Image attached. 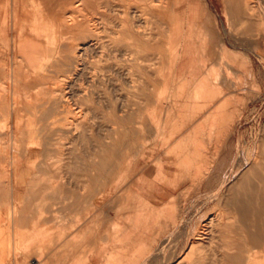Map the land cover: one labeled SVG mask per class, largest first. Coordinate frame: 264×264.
Listing matches in <instances>:
<instances>
[{
    "label": "rangeland",
    "instance_id": "rangeland-1",
    "mask_svg": "<svg viewBox=\"0 0 264 264\" xmlns=\"http://www.w3.org/2000/svg\"><path fill=\"white\" fill-rule=\"evenodd\" d=\"M100 1L0 0V264H264V0Z\"/></svg>",
    "mask_w": 264,
    "mask_h": 264
},
{
    "label": "bare ground",
    "instance_id": "bare-ground-1",
    "mask_svg": "<svg viewBox=\"0 0 264 264\" xmlns=\"http://www.w3.org/2000/svg\"><path fill=\"white\" fill-rule=\"evenodd\" d=\"M80 1V0H79ZM112 1V0H111ZM118 1V0H117ZM120 1V0H119ZM135 1V0H134ZM161 1V0H160ZM246 1V0H245ZM252 1V0H251ZM259 1V0H258ZM262 1V0H261ZM100 2H102V0L100 1ZM106 2V1H105ZM121 2V1H120ZM119 2V3H120ZM226 2H227V0H226ZM226 2H224L225 4H226ZM30 3V2H29ZM34 3V2H33ZM81 3V2H80ZM108 3V2H107ZM132 3H133V1H132ZM131 3V4H132ZM148 3V2H147ZM153 3V2H152ZM229 3V2H228ZM252 3H254V2H252ZM256 3H257V1H256ZM259 3V5L261 6V9H263L262 8V4L260 3V2H258ZM257 3V4H258ZM32 4V3H31ZM39 4V3H38ZM122 4V3H121ZM127 4V3H126ZM142 4V3H141ZM161 4V3H160ZM102 5V4H101ZM114 5V4H113ZM129 5V4H128ZM227 5V4H226ZM246 5V4H245ZM255 5V4H254ZM7 6V5H6ZM33 6V5H32ZM35 6V5H34ZM140 6V5H139ZM3 7V6H2ZM2 7H1V5H0V21L2 20H4L5 18V15H6V13L7 12H5L4 11V9L2 10ZM141 7V6H140ZM256 7V6H255ZM40 8V7H39ZM142 8V7H141ZM145 8V7H144ZM149 8L151 9V7L149 6ZM230 8V7H229ZM231 8H232V6H231ZM258 8V7H257ZM34 9H38V8H34ZM33 9V10H34ZM112 9V8H111ZM115 9V8H114ZM134 9V8H133ZM254 9V8H253ZM259 9V8H258ZM31 10H32V8H31ZM118 10H119V8H118ZM125 10V9H124ZM231 10V9H230ZM46 11H47V13L50 15V17L51 18H49V17H47L46 18V20L47 21H49L48 23H44V25L42 26V25H40V23L38 22V20L37 19H35L34 21H33V27H32V29L34 30V34H35V36L36 37H39L40 36V31H42V34L44 33L45 34V37H48V36H60V35H64L65 33L64 32H60V33H55L54 31H53V29H55V30H61V31H66V30H64V29H62V26H61V28H60V25H62V21H63V17L61 18H59L58 16H56L55 14H53V13H51V11H49L47 8H46ZM65 11V10H64ZM113 11V10H112ZM129 11V10H128ZM141 11H143V10H141ZM148 11V10H147ZM193 11V10H192ZM253 11V10H252ZM4 12H5V14H4ZM27 12V11H26ZM68 12V11H67ZM66 12V13H67ZM131 12V11H130ZM254 12H255V10H254ZM258 12V11H257ZM2 13H3V15H2ZM28 13V12H27ZM115 13V12H114ZM250 13V12H249ZM117 14V13H116ZM130 14V13H129ZM134 14V13H133ZM224 14H225V12H224ZM2 15V16H1ZM61 15H62V13H61ZM142 15V14H141ZM243 14H241V17H243L242 16ZM7 16V15H6ZM60 16V15H59ZM66 16V15H65ZM72 17V15H69L68 16V19H69V17ZM78 16V15H77ZM121 16V15H120ZM259 16H261V15H259ZM122 17V16H121ZM131 17V16H130ZM254 17H255V15H254ZM73 18V17H72ZM145 18V17H144ZM147 18V17H146ZM153 18H154V16H153ZM258 18V17H257ZM256 18V19H257ZM15 19H16V17H15ZM67 19V18H66ZM122 19V18H121ZM126 19V18H125ZM137 19V18H136ZM241 19H244V18H241ZM249 19V18H248ZM247 19V20H248ZM250 20V19H249ZM258 20V19H257ZM256 20V21H257ZM72 20H70L69 19V22H71ZM125 21V20H124ZM238 21V20H237ZM243 21V20H242ZM252 21H254L253 19H252ZM260 21V20H259ZM68 22V21H67ZM75 22V21H74ZM146 22V21H145ZM39 23V24H38ZM139 23V22H138ZM141 23V22H140ZM73 23H70L68 26L69 27H71V26H73L72 25ZM75 24H77V23H75ZM122 24V23H121ZM171 24H173V23H171ZM261 24V23H260ZM0 25H1V22H0ZM2 25H3V22H2ZM111 25V24H110ZM128 25V24H127ZM137 25V24H136ZM146 25V24H145ZM4 26V25H3ZM63 26H64V24H63ZM117 26V25H116ZM138 26V25H137ZM149 26V25H148ZM148 26L146 25V27L148 28ZM65 27V26H64ZM84 27V26H83ZM110 27H113L112 25L110 26ZM205 27V26H204ZM258 27V26H257ZM203 28V27H202ZM208 28V27H207ZM67 29V28H66ZM68 30V29H67ZM96 30V29H95ZM114 30V29H113ZM208 30H209V28H208ZM0 31L1 32H3L2 31V28L0 29ZM48 31H51V32H49L48 33ZM128 31V30H127ZM257 31H258V29H257ZM69 32V31H68ZM143 32H145L144 30H143ZM209 32V31H208ZM109 33V32H108ZM117 33H119V32H117ZM41 34V35H42ZM49 34V35H48ZM75 34V33H74ZM122 34V33H121ZM69 35V34H68ZM151 35V34H150ZM75 36V35H74ZM108 36H110V33H109V35ZM144 36V35H143ZM156 36V35H155ZM69 37V36H68ZM70 37H72V36H70ZM117 37V36H116ZM147 37V36H146ZM152 37V36H151ZM206 37V36H205ZM204 37V38H205ZM62 38H64V37H62ZM110 38V37H109ZM126 38V37H125ZM128 38V37H127ZM153 38H155V37H153ZM50 39V38H49ZM114 39V38H113ZM115 39H117V38H115ZM118 39H120V38H118ZM145 39V38H144ZM151 39V38H150ZM100 40V39H99ZM109 40H112V39H109ZM152 40V39H151ZM207 40V39H206ZM14 41V40H13ZM18 41V40H17ZM121 41V40H120ZM123 41V40H122ZM150 41V40H149ZM208 41H210V40H208ZM110 42V41H109ZM63 43V42H62ZM113 43V41H111L110 42V44H112ZM200 43V42H199ZM38 44V43H37ZM93 44H94V42H93ZM92 44V45H93ZM116 43L114 42V44L113 45H115ZM156 44V43H155ZM155 44H153V45H155ZM209 44V43H208ZM210 44H211V42H210ZM67 45V44H66ZM74 45V44H73ZM72 45V46H73ZM142 45V44H141ZM215 45V44H214ZM38 46H39V44H38ZM69 47V46H68ZM90 47V46H89ZM144 47V46H143ZM146 47L148 48L149 46H148V44L146 45ZM146 47H144V48H146ZM160 47V46H159ZM209 47H210V45H209ZM208 47V48H209ZM80 48V47H79ZM78 48V49H79ZM98 48V47H97ZM133 49H134V47H132ZM131 48V49H132ZM151 48V47H150ZM22 49V48H21ZM58 49H59V47H58ZM83 49V48H82ZM102 49V48H101ZM104 49V48H103ZM211 48H209V50H210ZM215 49V48H214ZM39 47H37V46H32L31 48H30V50H27V51H20L21 53H22V59H20L21 61H20V64H19V67L21 68V65H23V67L22 68H24V69H26V70H28V72H34V70H30V69H35V68H37L38 69V67L40 66V62L38 63L37 61H38V59L40 58V55H41V51L39 52ZM105 50V49H104ZM127 50V49H126ZM135 50V49H134ZM133 50V51H134ZM99 51V50H98ZM103 51V50H102ZM115 51H116V49H115ZM28 52V53H27ZM113 52H114V50H113ZM112 52V53H113ZM7 53V52H6ZM27 53V54H26ZM121 53H123L122 51H121ZM133 53V52H132ZM212 53V52H211ZM210 53V54H211ZM80 54V53H79ZM83 54V53H82ZM99 54V53H98ZM101 54V53H100ZM104 54V53H103ZM102 54V55H103ZM134 54H136V53H134ZM156 54V53H155ZM58 55V54H57ZM62 55V54H61ZM101 55V56H102ZM114 55V54H113ZM124 55V54H123ZM150 55V54H149ZM213 55V54H212ZM65 56V55H64ZM64 56H63V59L62 60H64L65 58H64ZM80 56H82V55H80ZM101 56H99V57H101ZM106 56V55H105ZM122 56V55H121ZM209 56V55H208ZM211 56V55H210ZM49 57V56H48ZM48 57H47V60H48ZM55 57V56H54ZM59 57V56H58ZM60 57H62V56H60ZM59 57V58H60ZM71 57V56H70ZM79 57V56H78ZM110 57H111V55H110ZM117 57V56H116ZM144 57V56H143ZM221 57V56H220ZM102 58V57H101ZM129 58V57H128ZM146 58V57H145ZM157 58V57H156ZM214 58H215V56H214ZM71 59V58H70ZM80 59V58H79ZM78 59V60H79ZM211 59V58H210ZM220 59H222V57L220 58ZM57 60V63H58V59H56ZM61 60V61H62ZM96 60H97V58H96ZM153 60V59H152ZM155 60V59H154ZM17 61H19V60H17ZM55 61V60H54ZM65 61V60H64ZM72 61V60H71ZM77 61V60H76ZM83 61V60H82ZM103 61V60H102ZM210 61H213V58L210 60ZM80 62V61H79ZM107 62V61H106ZM143 62V61H142ZM204 62H205V60H204ZM203 62V63H204ZM57 63H55V64H57ZM63 63H67L68 64V61L66 62H63ZM81 63V62H80ZM84 63V62H83ZM148 63V62H147ZM210 63V62H209ZM16 64V63H15ZM75 64V63H74ZM108 64V63H107ZM125 64V63H124ZM145 64V63H144ZM149 64V63H148ZM207 64V63H206ZM17 65V64H16ZM15 65V66H16ZM65 65V64H64ZM159 65V64H158ZM55 66V65H54ZM69 66H70V61H69ZM69 66H67V67H69ZM145 66V65H144ZM56 67V66H55ZM127 67V66H126ZM134 68L136 67V65L135 66H133ZM74 68V67H73ZM202 68V67H201ZM144 69V68H143ZM149 69V68H148ZM80 70H81V68H80ZM98 71V70H97ZM100 71V70H99ZM99 71H98V73H99ZM143 71V70H142ZM103 72V71H102ZM126 73V72H125ZM135 73V72H134ZM212 73V72H211ZM71 74V73H70ZM78 74V73H77ZM100 74V73H99ZM105 74V73H104ZM226 74V73H225ZM126 75V74H125ZM29 76H31V75H29ZM75 76H77V75H75ZM127 76V75H126ZM72 77V76H71ZM143 77H145V76H143ZM209 77V76H208ZM103 78V77H102ZM141 78V77H140ZM5 79V78H4ZM102 80H104V79H102ZM112 80V79H111ZM142 80H144V79H142ZM147 80V79H146ZM20 81V80H19ZM21 81H23V80H21ZM25 81H26V79H25ZM101 81V80H100ZM145 81V80H144ZM140 82V81H139ZM71 83V82H70ZM146 83V82H145ZM34 84V83H33ZM107 84H108V82H107ZM142 85L144 84V83H141ZM2 85V84H1ZM146 85L147 84H145V88H146ZM23 86V85H22ZM25 86V85H24ZM55 86H57V85H55ZM139 87V86H138ZM143 87V86H142ZM20 88H22V87H20ZM71 88V87H70ZM110 88V87H109ZM144 88V89H145ZM3 89V88H2ZM6 89V88H5ZM4 89V90H5ZM147 89V88H146ZM140 90V87H139V89L137 90V92ZM20 91V90H19ZM112 91V90H111ZM110 91V92H111ZM145 91V90H144ZM109 92V93H110ZM140 93L142 92V91H139ZM56 93V92H55ZM52 94V93H51ZM72 94V93H71ZM74 94V93H73ZM111 94V93H110ZM138 94V93H137ZM18 95V94H17ZM16 95V96H17ZM33 95V94H32ZM43 95V94H42ZM70 95V94H69ZM142 95L140 94V98H142L141 97ZM7 97V96H6ZM15 97V96H14ZM28 97V96H27ZM31 97V96H30ZM40 98V97H39ZM68 98V97H67ZM109 98H111V97H108V100H109ZM48 99V98H47ZM64 99V98H63ZM71 99V98H70ZM111 101V100H110ZM109 101V102H110ZM69 102V101H68ZM72 103V102H71ZM70 104V103H69ZM59 105H61V104H59ZM77 105V104H76ZM110 105H111V103H110ZM17 106V105H16ZM15 106V107H16ZM62 106V105H61ZM64 107V106H63ZM71 107V106H70ZM127 107V106H126ZM76 108V107H75ZM113 108V107H112ZM81 110V109H80ZM62 111V110H61ZM60 111V112H61ZM112 111V110H111ZM113 112V111H112ZM114 113V112H113ZM116 113V112H115ZM8 114V113H7ZM76 114V113H75ZM67 115V114H66ZM9 116V115H8ZM43 116V115H42ZM83 117V116H82ZM119 117H121V116H119ZM30 118V117H29ZM66 119V118H65ZM71 119V118H70ZM72 121V120H71ZM74 124V123H73ZM39 125V124H38ZM82 126V125H81ZM36 128V127H35ZM75 130V129H74ZM22 131V130H21ZM26 132V131H25ZM75 132V131H74ZM75 134V133H74ZM73 134V135H74ZM32 135V134H31ZM29 136V135H28ZM35 136V135H34ZM52 137V136H51ZM41 139V138H40ZM27 140V139H26ZM29 140V139H28ZM39 140V139H38ZM34 141V140H33ZM39 143H40V141H39ZM42 143H44V144H40V145H37V144H33V145H31V144H29V145H26L25 146V149H27V148H39V147H41V148H50V147H53L54 146V144H53V146L51 145V144H48L47 143V141L46 142H42ZM49 145H51V146H49ZM78 145V144H77ZM114 144H112V146H113ZM57 146V145H56ZM19 148V147H18ZM44 151H46V150H44ZM34 152V151H33ZM43 152V151H42ZM47 152V151H46ZM28 153H30L29 154V158L31 159V156H35L34 154H36V153H31V152H28ZM147 156V155H146ZM96 157V156H95ZM56 159V158H55ZM59 160V159H58ZM16 161V160H15ZM57 161V160H56ZM2 164V163H1ZM18 164V163H17ZM16 164V165H17ZM55 164V163H54ZM56 167V166H55ZM23 168V167H22ZM6 170V169H5ZM16 170V169H15ZM2 172V171H1ZM8 174V173H7ZM3 175H4V173H3ZM27 175V174H26ZM121 180H122V178H120ZM147 179V178H146ZM92 182H93V180H91ZM98 181V180H97ZM118 184H119V182H118ZM115 186H117L116 185V183H115V185H114V187ZM221 187V186H220ZM116 189V188H115ZM232 189H233V187H232ZM28 190V189H27ZM5 191V190H4ZM14 192H15V190H13ZM221 191V190H220ZM97 193V192H96ZM218 193V192H217ZM98 194H99V192H98ZM254 194H256V193H254ZM263 194V193H262ZM16 195V194H15ZM78 195V194H77ZM217 195V194H216ZM247 195V194H246ZM255 196V195H254ZM108 197V196H107ZM110 197V196H109ZM253 198V197H252ZM264 198V197H263ZM16 199V198H15ZM102 199V198H101ZM234 199V198H233ZM102 201H103V199H102ZM229 201H231V200H229ZM237 201V200H236ZM235 201V199H234V202H236ZM234 202H232L231 203V205H233V204H235ZM264 203V202H263ZM15 205H17V202H16V204ZM229 205V204H228ZM236 205H238V204H235V207H236ZM225 206H227V205H225ZM228 207V206H227ZM232 207V206H231ZM235 207H233V208H235ZM126 208V207H125ZM124 208V209H125ZM237 208V207H236ZM241 209V208H240ZM19 210V209H18ZM39 210V209H38ZM257 212L260 210L259 208H257V209H255ZM264 210V209H263ZM17 211V210H16ZM242 212L243 213H245L243 210H242ZM260 212L262 213V210H260ZM249 213H251V212H249ZM238 214V213H237ZM236 214V215H237ZM246 214V213H245ZM253 214V213H252ZM260 214V213H259ZM16 215V214H15ZM255 215V212H254V214L252 215V216H254ZM263 215V214H262ZM242 217H243V215H241ZM251 215L249 214V217H250ZM251 216V217H252ZM17 217V216H16ZM240 217V216H239ZM245 217H246V215H245ZM248 217V218H249ZM255 217V216H254ZM263 217V216H262ZM18 218V217H17ZM225 218V217H224ZM256 218V217H255ZM241 219H243V218H241ZM240 219V220H241ZM257 219V218H256ZM239 220V221H240ZM17 221V220H16ZM20 220L18 219V222H19ZM249 221H251V219L249 220ZM256 221V220H255ZM81 222V221H80ZM183 222V221H182ZM241 222V226L239 225V227H244L245 226V223L243 222L242 223V221H240ZM239 222V223H240ZM248 222V221H247ZM252 222V221H251ZM250 222V223H251ZM258 222V221H257ZM256 222V223H257ZM253 224L255 223L254 222V220H253V222H252ZM255 223V224H256ZM263 223V222H262ZM17 224V223H16ZM247 224V223H246ZM254 224V225H255ZM258 224V223H257ZM79 225V224H78ZM250 226L252 225V224H249ZM209 226V225H208ZM71 227V226H70ZM205 227V226H204ZM246 227V226H245ZM259 227V226H258ZM257 227V228H258ZM209 228V227H208ZM255 228H256V225H255ZM174 229V228H173ZM245 229V228H244ZM254 229V228H253ZM257 230V229H256ZM133 231V230H132ZM258 231V230H257ZM66 232H68V231H66ZM212 232V231H211ZM204 233H206V232H204ZM81 234V232L79 231L78 232V235H80ZM253 234H254V232H253ZM253 234H252V236H253ZM171 236L173 235V232L170 234ZM207 235V234H206ZM204 236V235H203ZM121 237V236H120ZM254 238H255V240L257 239V236H253ZM118 239V238H117ZM125 239V238H124ZM128 239V238H127ZM197 239V238H196ZM204 239V238H203ZM206 239V238H205ZM122 240V239H121ZM199 240H201V239H199ZM252 240V239H251ZM260 239H258V241H259ZM124 241V240H123ZM168 241V240H167ZM115 242V241H114ZM118 242V241H117ZM194 242V241H193ZM197 242V241H196ZM199 242V241H198ZM196 245V244H195ZM164 246V245H163ZM190 246V245H189ZM91 250V249H90ZM167 250V249H166ZM175 250V249H174ZM80 252V251H79ZM92 254V253H91ZM89 255V254H88ZM87 255V256H88ZM106 256V255H105ZM155 256V255H154ZM153 256V257H154ZM157 258V257H156ZM153 260V259H152ZM34 261V260H33ZM181 261V260H180ZM159 262V261H158ZM32 263V262H31ZM121 263V262H120ZM174 264V263H173Z\"/></svg>",
    "mask_w": 264,
    "mask_h": 264
},
{
    "label": "crops",
    "instance_id": "crops-1",
    "mask_svg": "<svg viewBox=\"0 0 264 264\" xmlns=\"http://www.w3.org/2000/svg\"><path fill=\"white\" fill-rule=\"evenodd\" d=\"M11 189H12V191H13V190L16 191L15 188H14V189L11 188ZM13 192H14V191H13ZM14 193L16 194V192H14ZM15 194H14V196H15ZM15 198L17 199V196L14 197V200L17 202V205H15L16 203L14 204L13 220H14V223H20V221L18 222V219L20 220V216H18L17 213H16L17 211H18V213H19V210H18V209H19V207H18V201H17ZM15 201H14V202H15ZM16 210H17V211H16ZM15 214H16V215H15ZM16 216H17L18 218H17ZM16 220H17V221H16ZM255 223H256V222H255ZM255 223H254V224H255ZM257 223H258V224H257ZM257 223L255 224V225H256V228H255V225H254V224H252L253 226H251V227L255 229V230L253 231L254 233H255V231H256V229H257V230H258V231H257V234H258V233H261V231H262V222H257ZM258 226H259V227H258ZM248 227H250V226H248ZM257 227H258V228H257ZM242 228H247V227L244 226V227H242ZM244 230H245V229H244ZM244 232H245V231H244ZM253 232H251L250 235H248L247 238H249V240L252 239L251 241H254V242H255L256 240L260 239V237H259V235H257V234H253V236H257V239L255 240V238L252 236V233H253ZM246 236H247V235H245V237H246ZM260 240H261V239H260ZM262 245H263V244H262Z\"/></svg>",
    "mask_w": 264,
    "mask_h": 264
}]
</instances>
